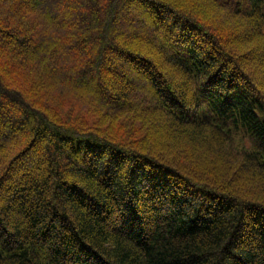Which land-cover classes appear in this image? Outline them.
<instances>
[{
	"label": "trees",
	"instance_id": "16d2710c",
	"mask_svg": "<svg viewBox=\"0 0 264 264\" xmlns=\"http://www.w3.org/2000/svg\"><path fill=\"white\" fill-rule=\"evenodd\" d=\"M192 2L0 0V50L31 73L64 48L78 58L60 68L98 93L115 91L98 81L105 62L135 84L115 110L47 71L49 101L0 74V264H264V0ZM121 14L140 15L136 37Z\"/></svg>",
	"mask_w": 264,
	"mask_h": 264
},
{
	"label": "rangeland",
	"instance_id": "374dc122",
	"mask_svg": "<svg viewBox=\"0 0 264 264\" xmlns=\"http://www.w3.org/2000/svg\"><path fill=\"white\" fill-rule=\"evenodd\" d=\"M184 1H186V0H184ZM187 1L190 4L196 5L195 3L192 2V0H187ZM199 1L201 3H204L203 0H199ZM67 3H68V0H67ZM203 6H205V4H203ZM205 10H209V9H205ZM157 12L158 11L153 10L152 14L154 13L153 15H155V13H157ZM210 12L213 13V11H211V10H210ZM46 13H48V15L50 14L52 16H55L56 15V9H54V6H53V7H51V9L49 11L47 10ZM160 15L163 16V14H161V12H160ZM165 16H167V18H168L169 14L166 13ZM139 18H140V15H136V14H132V15L121 14L119 19H118V24H117L118 30L120 32H122V34H124V35H130L131 37H136L135 32L138 31V29H136L138 26L137 25L138 23L136 21ZM213 18H214V16H213ZM215 21H216V19H215ZM217 22H218V24H221L220 20H218ZM30 26H32V25H30ZM36 26L38 27V24H36ZM128 26L131 27L129 30H127L129 28ZM125 27H126V30L129 34L126 32ZM225 31L226 30H223L222 32L224 33ZM192 32L198 38L199 43L202 45V47L204 49H206V45L204 44V40L202 39L201 34L195 30H192ZM229 36L232 37L233 35L229 34ZM242 37H243V34L242 35H236L235 38L236 39L237 38L242 39ZM23 40H25V39L23 38ZM0 41L7 43V44H10L9 38L5 37L4 35H2V36L0 35ZM0 45H2V43ZM90 46L91 45L89 44V47H88L89 49H90ZM154 47H155V45H154ZM97 48L99 50L100 46H98ZM63 49L64 48H61L60 50H58L57 54H54L56 50H52L49 53V55L45 54L43 52V50H41L37 54H35V52L32 53V54L36 55L35 59H36L38 65H40V67H39L40 70L43 71V72L41 71L40 73L37 71L34 74H33V72L31 73V69H33V68H30L32 63H29L30 60L27 61L28 56L25 55L23 52H20V54H18L13 48L11 53L6 54L5 51L0 50V74L4 78H6V76H7L10 79H15L20 84V86H18V89L21 92L25 93L26 90H30V91L26 92L27 97H31V98L36 97V98L40 99L41 101H47L48 100L45 97L46 94L44 95L43 92L41 90H39L41 85L43 87H45L46 89H50V88L54 87V85H55L52 81H50L49 79L46 78V75H44V71L45 72L47 71L48 76H50L51 79H53V80L55 79L54 80L55 82L61 84V85L57 86L58 88L60 86V89H66L68 91L70 90L69 92H72V90L76 91V93L78 92L77 95H79L80 98L82 100H84L86 103L91 102L93 98H96V101H98V103L101 101L102 102L104 101V102H106V104H108V107H110V108L112 107L115 110L116 109L120 110V109H123L124 107H126V105H124V104H119V105L116 104V102H115L116 93L118 90H126L128 87H131L132 85H135V84H133L132 80L130 82L131 76L128 74V70L127 69H120L118 67L119 64H122V62L120 60L116 59L118 62L117 63L118 65L116 64L115 66H111V67H109L108 62L103 63V66L108 67V68L105 70L103 69L97 73L98 77L100 76L98 78V81L100 82V84L103 85L105 83V85H106V82L111 81L114 83L113 88L115 91L108 93L105 90L101 91L100 88H98V91H99V93H98L96 90L97 86L90 84L89 81L86 79L87 78V77H85L86 72L81 73V75L79 74V76H80V78H79V76H77V77L73 76L70 71H66L64 69L62 70V68H60L63 66L60 63L65 62L64 65H66V66L71 65L72 66V64L77 62L76 60L78 58L77 53H76L77 54L76 55L75 53L69 52L68 50L62 51ZM106 51L104 53H102L101 51H98L97 53L94 54V56H96L97 54H98V56H101V54H102L103 58L105 56L106 59L110 58V57H114L113 55H115V53H110V52H106ZM61 52H63V53H61ZM60 55H63V56H60ZM90 56H93V55L90 52H88L87 56H85V57L81 56L80 59L81 60L83 59L84 62L85 61L87 62V61H89ZM257 58H259V55L256 52L255 54L251 55V57H249V60H253V59L257 60ZM158 63H159V65L164 66V64H160V62H158ZM244 65L246 66V62L244 63ZM84 66L85 65L82 64L80 67L74 68V70H80L81 69L83 71V70L87 69ZM14 67H17V70L15 73H13ZM18 67L21 70H18L19 69ZM37 68H38V66H37ZM141 69L146 70V67L141 66ZM64 71H66V72H64ZM170 81H171L170 83L174 86V89H175L176 78H173ZM50 84L52 85V87L50 86ZM54 89H56V87ZM51 90H48L47 93L51 98H53L54 93H56V91L53 90V88ZM39 96H40V98H39ZM10 98L13 100V105H14L16 103V99L13 96H10ZM135 98H136V94L132 93V101L133 102L135 101ZM25 105L19 104L17 106L19 108H23V110H25L26 109ZM42 105H43L42 102H40L38 107L42 109L43 108ZM6 106L9 108L11 105L7 104ZM118 106L120 108H118ZM5 124L6 123H4V124L1 123L0 125H1V127H5ZM22 125H23V128H27L26 125H24V124H22ZM6 126H7V124H6ZM51 147L52 146H50V148ZM37 155H39L44 160V158H43L44 155L41 153L40 149L38 150ZM12 173H13V177L11 178L12 182H16V180H18V179L24 180L25 178H27V176H30L31 174H33V175L35 174L34 171H32V170L30 171V169L28 171L25 168L24 169H18V171H16V170L12 171Z\"/></svg>",
	"mask_w": 264,
	"mask_h": 264
}]
</instances>
